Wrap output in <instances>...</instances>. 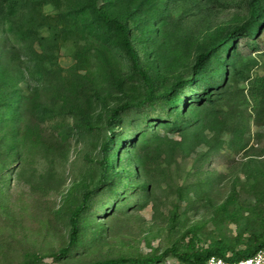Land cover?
Instances as JSON below:
<instances>
[{"label":"rangeland","instance_id":"rangeland-1","mask_svg":"<svg viewBox=\"0 0 264 264\" xmlns=\"http://www.w3.org/2000/svg\"><path fill=\"white\" fill-rule=\"evenodd\" d=\"M11 4L0 264H188L164 252L264 240V13L236 31L250 0H0V19ZM97 10L126 26L156 98L112 121L147 92Z\"/></svg>","mask_w":264,"mask_h":264},{"label":"trees","instance_id":"trees-1","mask_svg":"<svg viewBox=\"0 0 264 264\" xmlns=\"http://www.w3.org/2000/svg\"><path fill=\"white\" fill-rule=\"evenodd\" d=\"M3 1L5 2L6 0H3ZM261 1L262 0H250L252 9H251L249 19L241 28L236 29V31H240L242 29L244 31L253 30L260 25L259 19L261 17V13L262 14L264 13V7H262L260 4ZM13 11H14V6L11 4L8 6L7 12L0 19L1 26L5 25L6 21L8 20V17L13 15ZM97 12L99 14L100 19L102 20V22L104 24L113 26L117 32L121 33L122 44H123V47L125 49L126 55H127L128 59L130 60L132 67L138 73L141 80L143 81V84H144L146 92H147L143 101L136 103V104H132V103L127 102V103H124L119 108L115 109L112 116H111V121H112V120H115V118L117 117V115L120 112H122L126 109H129V108H135V107L143 106V105L149 103L150 101H152L156 98L154 96V85H153L151 79L139 66L138 55H137V52L134 49V47L130 41L129 32H128L126 26H124L123 24H120L114 20L109 19L106 16V14L104 13V11H102V10H97ZM227 39H228V36H225V38L222 40V43ZM207 56H208V54L206 53V54H202L198 57V59H197V66L198 67L202 66V63L207 58ZM111 123L112 122H110V124ZM86 198H87V196H85L84 199H86ZM79 212H80V209L76 210L71 215L70 223H71V226L73 227V229H74V225L76 223V218H77ZM73 234H74V232H72V235ZM261 248H264V240L257 241L252 246L247 248L246 250L239 251V252H232L228 249V247L225 244H223L220 241H217V242H214L211 245V247H209V248H205V249L200 248V249L192 251L190 254H177L175 252L174 248L167 249L164 252V254L171 253L175 258H177L181 262H185L188 264H205L206 261L212 256L224 259L227 262H237L239 260L251 257ZM66 252H67V249H63V250H60L58 253L52 254L50 256L52 258L58 259V258H60V256H63L64 254H66ZM26 259L27 260L25 261V264H36L40 260V257L32 254V255H27ZM156 259L157 258H152V259L143 260V261L117 259V260H108V261L97 262V263H92V264H151L154 261H156Z\"/></svg>","mask_w":264,"mask_h":264},{"label":"built area","instance_id":"built-area-1","mask_svg":"<svg viewBox=\"0 0 264 264\" xmlns=\"http://www.w3.org/2000/svg\"><path fill=\"white\" fill-rule=\"evenodd\" d=\"M205 264H264V248L259 249L249 258L239 260L237 262H227L224 259L212 256Z\"/></svg>","mask_w":264,"mask_h":264}]
</instances>
